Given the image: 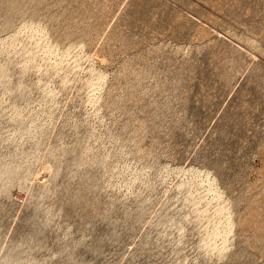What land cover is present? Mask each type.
I'll return each instance as SVG.
<instances>
[{
    "label": "rangeland",
    "instance_id": "obj_1",
    "mask_svg": "<svg viewBox=\"0 0 264 264\" xmlns=\"http://www.w3.org/2000/svg\"><path fill=\"white\" fill-rule=\"evenodd\" d=\"M0 264H264V0H0Z\"/></svg>",
    "mask_w": 264,
    "mask_h": 264
}]
</instances>
